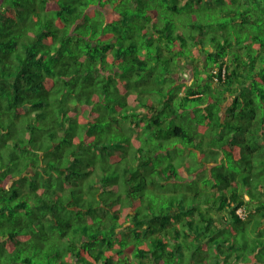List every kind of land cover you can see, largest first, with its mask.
Returning <instances> with one entry per match:
<instances>
[{"label": "trees", "instance_id": "trees-1", "mask_svg": "<svg viewBox=\"0 0 264 264\" xmlns=\"http://www.w3.org/2000/svg\"><path fill=\"white\" fill-rule=\"evenodd\" d=\"M0 264H264V0H0Z\"/></svg>", "mask_w": 264, "mask_h": 264}, {"label": "rangeland", "instance_id": "rangeland-1", "mask_svg": "<svg viewBox=\"0 0 264 264\" xmlns=\"http://www.w3.org/2000/svg\"><path fill=\"white\" fill-rule=\"evenodd\" d=\"M190 106H191V105H190V102H189V103L185 104L184 107L187 109V108H189ZM189 123H190V121H189ZM134 135H135V133H134ZM175 153H176V154H179V153H180V150H178V152H175ZM185 153H186V152H184V155H185ZM186 155H188V157H190V158L193 160V164H192V165L196 166L197 169H199V168H200L199 164L203 162V158L200 159V160H199V159L197 160L195 157H193V155H189V154H187V153H186ZM185 161H186V164H187V165L190 163V159H189V158H186ZM212 165H213L212 163H205L204 168H205V167H210V166H212ZM182 168H183V167H182ZM180 169H181V168H180ZM184 178H186V176H185ZM179 194H180V192H179ZM242 216H245V214L242 213ZM104 256H107V254L105 253Z\"/></svg>", "mask_w": 264, "mask_h": 264}, {"label": "clouds", "instance_id": "clouds-1", "mask_svg": "<svg viewBox=\"0 0 264 264\" xmlns=\"http://www.w3.org/2000/svg\"><path fill=\"white\" fill-rule=\"evenodd\" d=\"M217 71V68H215L214 70H213V72H216ZM223 73H224V69H223ZM223 75V74H222ZM215 78H217V77H215ZM214 78V80L216 81V79ZM237 213L240 215V216H242V210L241 209H238L237 210Z\"/></svg>", "mask_w": 264, "mask_h": 264}, {"label": "built area", "instance_id": "built-area-1", "mask_svg": "<svg viewBox=\"0 0 264 264\" xmlns=\"http://www.w3.org/2000/svg\"><path fill=\"white\" fill-rule=\"evenodd\" d=\"M217 80V78H215Z\"/></svg>", "mask_w": 264, "mask_h": 264}]
</instances>
